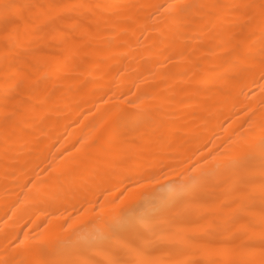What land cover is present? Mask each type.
<instances>
[{
  "label": "bare ground",
  "instance_id": "bare-ground-1",
  "mask_svg": "<svg viewBox=\"0 0 264 264\" xmlns=\"http://www.w3.org/2000/svg\"><path fill=\"white\" fill-rule=\"evenodd\" d=\"M261 136L264 0H0V264L131 204L146 259L264 264Z\"/></svg>",
  "mask_w": 264,
  "mask_h": 264
},
{
  "label": "snow or ice",
  "instance_id": "snow-or-ice-1",
  "mask_svg": "<svg viewBox=\"0 0 264 264\" xmlns=\"http://www.w3.org/2000/svg\"><path fill=\"white\" fill-rule=\"evenodd\" d=\"M12 5L5 4L3 8L5 12L12 8ZM187 7V6H185ZM7 18V17H6ZM258 162L260 171L264 174V136H261L259 141L250 147V149L241 156L238 160L232 162L239 173L238 184L241 188L250 183L246 173L250 171L252 166ZM196 177L192 178L194 183ZM140 186L146 184L159 183V180L153 176H148L144 181L139 182ZM262 189H264V179L261 181ZM188 186L182 187L178 192V197H183ZM104 208L101 206L100 212L95 220L89 221L84 227L95 229L99 226L102 235L97 241L89 243L88 248L82 247L78 240L73 237L84 230V228L76 229L68 239L57 243L54 249L52 258L43 260L41 264H102L100 261H94L89 258H84L86 251H106L109 258L104 264H218L216 261H182V260H150L145 257L149 255L144 247L149 241L148 234L142 230L148 217L141 210V206L137 204L127 205L119 211H113L105 216ZM219 225L208 224L205 226L204 235H211ZM250 226H245V230ZM262 231H264V220L261 222ZM150 231V230H149ZM153 236L157 235L152 233ZM169 234H159V243L170 242L165 237ZM185 243L192 245L199 243L196 237H185ZM41 251H46V247H42Z\"/></svg>",
  "mask_w": 264,
  "mask_h": 264
},
{
  "label": "rangeland",
  "instance_id": "rangeland-1",
  "mask_svg": "<svg viewBox=\"0 0 264 264\" xmlns=\"http://www.w3.org/2000/svg\"><path fill=\"white\" fill-rule=\"evenodd\" d=\"M24 230H26V227L24 228Z\"/></svg>",
  "mask_w": 264,
  "mask_h": 264
}]
</instances>
